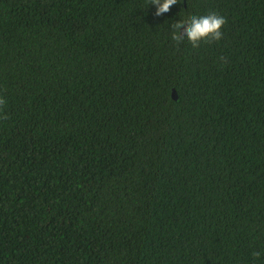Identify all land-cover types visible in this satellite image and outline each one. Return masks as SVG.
<instances>
[{
	"label": "trees",
	"instance_id": "trees-1",
	"mask_svg": "<svg viewBox=\"0 0 264 264\" xmlns=\"http://www.w3.org/2000/svg\"><path fill=\"white\" fill-rule=\"evenodd\" d=\"M158 7L0 0V264H264V0Z\"/></svg>",
	"mask_w": 264,
	"mask_h": 264
},
{
	"label": "clouds",
	"instance_id": "clouds-1",
	"mask_svg": "<svg viewBox=\"0 0 264 264\" xmlns=\"http://www.w3.org/2000/svg\"><path fill=\"white\" fill-rule=\"evenodd\" d=\"M151 4H157L159 7L156 10L155 15L160 16L170 10V6L177 4L178 0H164L163 4H160V0H150ZM227 23L226 18L219 16L216 13H209L206 16L197 17L192 15L188 20H180L173 24L175 32L172 35V39L178 43L185 37L188 39L193 48L199 47L200 43L219 41L222 38V27ZM186 26V27H185ZM184 29L185 36L182 37L180 30ZM6 104L3 98H0V110L2 106ZM254 256H259V253H254Z\"/></svg>",
	"mask_w": 264,
	"mask_h": 264
},
{
	"label": "water",
	"instance_id": "water-1",
	"mask_svg": "<svg viewBox=\"0 0 264 264\" xmlns=\"http://www.w3.org/2000/svg\"><path fill=\"white\" fill-rule=\"evenodd\" d=\"M186 27V26H185ZM185 31H184V29L182 28L181 30H180V33H181V35L184 33ZM172 97L175 99L176 98V94H175V90L174 89H172Z\"/></svg>",
	"mask_w": 264,
	"mask_h": 264
}]
</instances>
